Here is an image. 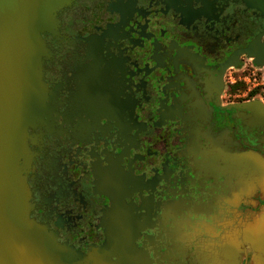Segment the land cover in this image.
Instances as JSON below:
<instances>
[{
  "label": "flooded vegetation",
  "instance_id": "1",
  "mask_svg": "<svg viewBox=\"0 0 264 264\" xmlns=\"http://www.w3.org/2000/svg\"><path fill=\"white\" fill-rule=\"evenodd\" d=\"M41 35L31 218L83 264H264V97L240 87L264 68V16L74 0Z\"/></svg>",
  "mask_w": 264,
  "mask_h": 264
},
{
  "label": "water",
  "instance_id": "2",
  "mask_svg": "<svg viewBox=\"0 0 264 264\" xmlns=\"http://www.w3.org/2000/svg\"><path fill=\"white\" fill-rule=\"evenodd\" d=\"M74 0H0V264H83L31 218L27 136L44 110L42 33ZM264 16V0H243ZM252 55V54H251ZM264 67V62L256 58ZM95 254V264H107ZM81 260V261H79Z\"/></svg>",
  "mask_w": 264,
  "mask_h": 264
},
{
  "label": "rangeland",
  "instance_id": "3",
  "mask_svg": "<svg viewBox=\"0 0 264 264\" xmlns=\"http://www.w3.org/2000/svg\"><path fill=\"white\" fill-rule=\"evenodd\" d=\"M241 80V88H245L247 91L253 90L256 94L264 97V68L253 69L247 78Z\"/></svg>",
  "mask_w": 264,
  "mask_h": 264
},
{
  "label": "trees",
  "instance_id": "4",
  "mask_svg": "<svg viewBox=\"0 0 264 264\" xmlns=\"http://www.w3.org/2000/svg\"><path fill=\"white\" fill-rule=\"evenodd\" d=\"M252 94H256V92H252Z\"/></svg>",
  "mask_w": 264,
  "mask_h": 264
}]
</instances>
